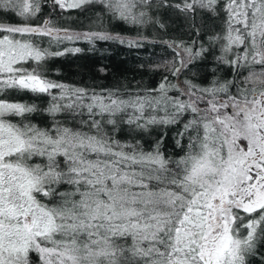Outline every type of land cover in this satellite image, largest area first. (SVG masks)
Returning <instances> with one entry per match:
<instances>
[{"label":"snow or ice","instance_id":"obj_1","mask_svg":"<svg viewBox=\"0 0 264 264\" xmlns=\"http://www.w3.org/2000/svg\"><path fill=\"white\" fill-rule=\"evenodd\" d=\"M91 2L53 0L61 10ZM99 2L137 23L145 13L138 17L133 9L150 0ZM41 4L0 0V8L25 20ZM169 7L223 13V34L209 38L219 44L218 59L237 70H261L207 87L185 81L175 97L168 92L178 86L163 82L157 96L89 94L24 67L49 55L24 37L108 40L111 34L69 33L49 21L0 22V91L46 93V111L65 115L49 127L13 123L5 117L36 107L0 99V264H246L258 228L264 238V0H176ZM169 46L179 64L174 74L205 51ZM118 122L145 130L180 124L177 144L186 138V150L172 159L159 140L149 151L139 142L121 143L107 130Z\"/></svg>","mask_w":264,"mask_h":264},{"label":"trees","instance_id":"obj_2","mask_svg":"<svg viewBox=\"0 0 264 264\" xmlns=\"http://www.w3.org/2000/svg\"><path fill=\"white\" fill-rule=\"evenodd\" d=\"M174 2L176 0H150L147 5H138L133 9V13L138 17L141 12L145 15L140 17L142 22L134 23L119 18L118 14L109 11L107 5L100 3L99 0H92L91 3L79 8L67 10L59 9L53 4V0H42L41 12L28 20L17 16L10 9L8 12L12 18L8 19L4 8H0V22L42 26L44 21H49L52 27L66 29L69 33L111 34L114 38L108 40L96 38L89 40L83 36L79 39L59 41L41 35L24 37L35 46L47 49L49 53L39 65L30 60L24 67L30 71L37 68L44 78L85 89L89 94L113 92L123 99L157 96L159 85L163 82L166 86L169 84L178 86L170 88L168 92V95L175 97L180 95L178 89L185 86V81L207 87L214 81L232 82L242 79L250 70L256 72L261 70L258 65L251 69L243 67L237 70L218 59L221 55L219 44H214L209 38L218 33L223 34V13L214 15L207 9L199 7L194 12L183 13L169 7ZM172 44L192 47L194 52L202 45L205 51L194 57L179 74H174V68L179 67V64L174 48L169 46ZM57 52L62 54L55 55ZM52 91L59 93V89ZM180 98L187 99L184 96ZM0 99L36 107V111L26 113L23 117L9 116V121L13 123H20L23 120L31 121L40 127H49L54 119L65 120L64 114L53 117L46 111L51 102V97L46 93L4 89L0 91ZM72 124L73 122L69 120V125ZM155 126H149L152 128L149 136L142 133L131 137L122 135L121 130H132L135 126L120 122L115 128L108 125L107 130L121 143L139 142L145 151L151 150L159 140L160 149L166 157L178 159L183 155L187 140L181 139L177 144L180 124L159 125V128ZM59 190H69V186L61 185ZM261 228H264V225H261ZM257 235L253 252L246 256V264H264V238H259V228Z\"/></svg>","mask_w":264,"mask_h":264},{"label":"rangeland","instance_id":"obj_3","mask_svg":"<svg viewBox=\"0 0 264 264\" xmlns=\"http://www.w3.org/2000/svg\"><path fill=\"white\" fill-rule=\"evenodd\" d=\"M4 10H5V15H6V18H12V15H11V13L10 12H8V9H6V8H4ZM9 116H13V115H9ZM9 116H6L5 117V119H7V120H9ZM155 128H159V125H156L155 126ZM149 131H152V128H147L146 130L145 129H139V128H134V129H130V130H128V131H126V130H121V134L122 135H127V136H135L136 134H138V133H142V134H144L145 136H149ZM154 131V130H153ZM120 135V134H119ZM33 258L34 259H37L34 255H33ZM37 264H38V261H37Z\"/></svg>","mask_w":264,"mask_h":264}]
</instances>
